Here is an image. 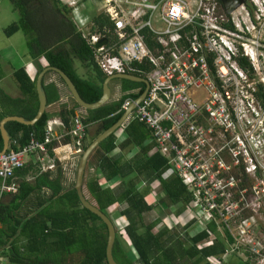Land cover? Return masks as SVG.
Masks as SVG:
<instances>
[{
	"label": "trees",
	"instance_id": "obj_1",
	"mask_svg": "<svg viewBox=\"0 0 264 264\" xmlns=\"http://www.w3.org/2000/svg\"><path fill=\"white\" fill-rule=\"evenodd\" d=\"M8 1L18 12L19 19L4 29L6 36L10 37L22 31L26 36L32 59L43 57L47 60L48 66L63 70L86 103H97L101 98L106 76L95 66L92 49L83 33L72 22L73 9L62 0ZM86 25L89 26L88 35L108 36L113 28V23L106 13L97 14L93 19L89 18ZM76 60L79 61L84 73L80 72ZM8 64L10 65L0 60V81L8 74L23 98H12L0 86V123L7 117L32 120L38 109L37 75L31 79L23 66L14 68L10 65V68ZM240 65L250 69L251 77H254V69L246 58L240 60ZM41 70L42 67L38 69V73ZM61 81L65 84L62 78ZM43 88L51 91L48 105L60 100V92L55 83ZM144 91V84L123 80V94L118 101L87 110V115L83 116L82 120L88 128L96 126V134L92 141L121 119L124 114L121 108L126 101L132 103L137 101ZM254 94L260 107L264 108L263 83H257ZM71 101L73 103L71 108L64 107L58 113L67 132L72 128V120L77 110L81 108L73 98ZM52 117L53 115L47 111L33 126H24L15 121L8 122L5 128L11 136L9 150H21L29 143L31 137L42 140L45 137L47 123ZM119 131L123 133V138L116 136ZM70 140V136H67L65 142L68 143ZM14 142L17 144L13 145ZM89 145H85L84 151ZM3 148L4 141L0 133V152ZM127 151L131 154L129 157L126 156ZM51 156L54 157V154L51 153ZM92 163L98 172L96 171V176L87 179L85 174L86 188L91 196L89 200H95L98 208L110 218L111 206L122 205L120 214L128 220L127 225L120 231L121 235L123 234L122 238L111 218L117 233L113 256L118 264H210L211 258L223 259L231 246L236 244L225 223V237L218 233L219 226L213 222L208 225L207 230H199L185 239L174 231L175 226L171 223L168 225L164 223L157 229L163 222L164 214L156 220L145 221L144 216L155 210L157 205L146 199L151 183L156 181L160 183L165 198V203L163 199L160 203L165 204L168 210L170 208L176 210L174 212L176 217L186 212L194 201V196L174 168L169 165L168 160L161 155L144 124L132 120L123 129L110 135L91 155L88 165ZM30 172H40L35 159L18 169L15 178L16 176L24 178ZM53 172H58V175L43 173L38 175L33 184L20 183L18 192L22 194L15 195L17 199L22 197L25 200L31 193L42 194V187L50 190L45 208L26 219L24 223L15 215L22 205L17 199L7 204L0 202V256L6 264H69L77 255L80 256L77 264H109L106 255L107 226L97 215L84 208L73 186L70 188L71 186L63 183V171L59 169ZM241 172L242 177L238 181L239 191L249 190L251 186L243 166ZM15 178L10 181H14ZM110 181L114 184L104 185ZM142 181L146 182V186L139 189L138 184ZM98 223H101L102 227H99ZM191 224L194 222L188 226ZM214 234L216 236L213 239L211 236ZM21 250L24 253H21Z\"/></svg>",
	"mask_w": 264,
	"mask_h": 264
},
{
	"label": "built area",
	"instance_id": "obj_2",
	"mask_svg": "<svg viewBox=\"0 0 264 264\" xmlns=\"http://www.w3.org/2000/svg\"><path fill=\"white\" fill-rule=\"evenodd\" d=\"M100 3L113 23L108 36L88 35L87 18L73 4V15L92 49L95 66L106 77L128 75L147 82L144 100L128 123L136 120L147 127L161 155L193 194L190 212L196 215L201 230H207L208 225L217 224L222 206V176L228 170L223 155L231 151L227 142L231 137L243 141L238 133L242 113L235 98L246 84L247 92L254 95L253 81L262 59L259 54L264 52V45L258 46L259 54L255 48V32L264 18L261 1L244 0L231 14L225 11L223 0ZM102 39L106 43L96 49ZM242 58L249 61L254 77L250 69L241 67ZM131 104L126 101L121 110ZM56 126L65 128L63 121L53 119L42 140L31 137L21 150L0 154V197L16 190L8 183L30 160L35 159L42 172L65 171L66 154L84 151L88 126L80 115L73 118L69 132L59 134ZM67 136L71 140L64 143ZM242 147L247 150L244 144ZM63 148L65 156L59 153ZM219 263L210 260V264ZM0 264H6L1 256Z\"/></svg>",
	"mask_w": 264,
	"mask_h": 264
},
{
	"label": "rangeland",
	"instance_id": "obj_3",
	"mask_svg": "<svg viewBox=\"0 0 264 264\" xmlns=\"http://www.w3.org/2000/svg\"><path fill=\"white\" fill-rule=\"evenodd\" d=\"M64 1L66 2L65 4L71 2L72 6H74L73 8H75V5L73 4L79 3L80 11L83 10L82 5L87 1H90L92 6V10H90L91 13H88L87 15L84 14V16L88 17V19H93V17L97 14L105 13L100 0ZM260 1L263 6L264 12V0ZM68 6L70 7V5ZM73 18L75 19L74 16ZM73 18L72 22L75 23V20H73ZM18 19L19 14L13 8L11 3L8 0H0L1 61L4 60L6 56L12 59L18 58L17 62L20 61L22 63L28 61L31 58L27 39L22 31H19L10 37H7L4 33V29H6L10 24L17 22ZM257 27L260 28L255 32V40L257 42L256 44L257 46H263L264 18L262 21H260V24ZM262 53V59L259 60V70L256 71L253 81L255 88L258 82L264 84V74L262 73V67H264V52ZM261 63L263 64V66L261 65ZM21 64L20 66H23ZM76 65H80L79 61L77 60ZM78 68L81 73H84V70L80 68V66ZM50 75H54L60 80V77L56 72L50 71L46 76ZM114 86L116 85L110 84L111 91L115 88ZM247 90L248 85L246 84L237 95V98H235V102L238 105L240 112L242 113L238 133L243 141L236 142L234 139H232V137L229 138L230 141L227 142V145L231 149V151L226 150L224 151L223 155L224 166L228 170L222 176V184L225 190H223V199L221 202L222 206H219L217 212L219 216L217 218V225L219 226L218 233L225 237L226 231L224 223H226L236 243L231 246L223 264H264V108L260 107L255 94L252 95L250 92H247ZM120 96L121 94H117L114 92L111 93L110 103L118 101L120 99ZM84 113L85 110L81 108L78 109V114H80V116L84 115ZM95 134L96 128L89 127L85 138V145H89L92 142ZM123 136V133L119 135L120 138H123ZM243 144L244 148H247V150L245 151L242 147ZM130 155V152L127 151L126 156L129 157ZM70 160V155L66 154V159L63 161V165L66 167V169L69 167L68 163ZM76 160L78 161H76V163L74 164V178H72V176L71 178H69L73 180L71 181V186L75 184L76 171L80 159L77 158ZM241 166L244 167L245 174L249 179V183L251 186L249 190L239 191L238 181L242 177ZM96 171V167L93 163L91 165H87L86 179L91 176H96ZM231 177H234V179L232 180ZM86 181L85 193H87V196L91 199L90 193H88V190L86 188ZM226 183L227 185L224 186V184ZM109 184L113 185L114 182L110 181V183H105L104 185ZM145 186V181H142L138 184L139 189H142ZM146 199L151 204L157 205L155 210L144 216L145 221L150 222L156 220L160 218L162 214H164L162 219L163 222L159 224L157 229H160L164 223L168 225L170 222H178L174 225V231H177L181 235V237L185 239H187L189 236H193L197 231H201V226L199 225L196 215L192 211L190 212L191 205L188 206L186 212L182 216L176 217L177 215L174 214L176 210H174L173 208H170V210H168L165 204L160 203L161 199H163V202L165 203V198L158 181L150 184V192L146 196ZM92 201L95 202V200ZM122 209L123 206H120L118 204L116 206H111V208L109 209L110 216L114 221L116 227H118L119 232L124 229V227L128 223L127 218L123 215L121 216L120 214V211ZM191 222H194V224L189 225V227L188 224ZM98 225L99 227H102L101 223H98ZM215 236L216 234L211 236V238L214 239ZM121 237L123 238V234L121 235ZM124 238L129 242L126 237ZM128 245L132 252L135 253L131 245ZM78 260H80L79 255L73 257L69 264H77Z\"/></svg>",
	"mask_w": 264,
	"mask_h": 264
},
{
	"label": "water",
	"instance_id": "obj_4",
	"mask_svg": "<svg viewBox=\"0 0 264 264\" xmlns=\"http://www.w3.org/2000/svg\"><path fill=\"white\" fill-rule=\"evenodd\" d=\"M225 11L227 14H231L235 10H237L242 4H244V0H223ZM106 43L105 39L99 40L95 44V48H100L104 46ZM49 71L56 72L65 82L70 94L72 95V98L76 101V103L85 110H93L100 108L103 105H107L110 103L111 100V89L110 84L111 81L118 79V80H127L135 83H142L145 85V91L140 96V98L133 102L130 107L124 111L123 116L121 119L115 123L112 127H110L108 130L103 132L101 135H99L94 141L90 143V145L87 147L85 151L82 153L75 155V158H79V164L76 171V180L75 184L73 185V188H75L78 192L79 198L81 200L82 205L85 209L90 211L91 213L97 215L103 223L107 226L108 229V242H107V248H106V255L107 260L109 264H118L113 256V248L116 242L117 233L116 228L111 220L110 217L105 215L97 206L96 203L89 200V197L85 193V174L87 165L89 162V159L93 152L103 143L106 139L110 137L113 133H115L119 129H123L124 126L127 125L129 118L134 113L136 108L140 105V103L144 100L145 93L147 91V82L139 77L135 76H128V75H113L106 77L103 85H102V95L101 98L97 103L94 104H88L86 103L80 96L75 84L71 80V78L60 68L54 67V66H48L45 69H42L39 74L36 77V91L38 96V109L35 117L32 120H25L22 117H7L2 120L0 123V133L2 135L3 141H4V148L0 152V154H5L10 145L11 136L9 135L8 131L6 130L5 126L8 122H18L21 125L24 126H33L35 125L39 119L42 117L43 114H45L47 107H48V100L47 95L45 92V89H43L42 86V79L45 77L46 73Z\"/></svg>",
	"mask_w": 264,
	"mask_h": 264
},
{
	"label": "crops",
	"instance_id": "obj_5",
	"mask_svg": "<svg viewBox=\"0 0 264 264\" xmlns=\"http://www.w3.org/2000/svg\"><path fill=\"white\" fill-rule=\"evenodd\" d=\"M62 1L64 3H66L64 0H62ZM70 4H72V3L71 2L68 3V5H70ZM82 6H83L82 7L83 10L81 11V14H82L83 17L87 18V21H86V24H87V22H89V19H88V17L84 16V14L87 15L88 13H91L90 12V10H92L91 2L87 1ZM77 7L79 9L78 11H80V4L79 3L77 4ZM70 8L73 9V7H71V5H70ZM73 13H74V10H73ZM73 13L71 14L72 18H73V16L75 17V15H73ZM73 20H75V24H76L77 28L80 30V25H79L78 19L75 17V19L73 18ZM76 20H77V22H76ZM0 57H1V55H0ZM17 59L18 58L12 59V58L6 56L4 58V60H2V62L10 63V65H12L14 68L22 67V66H20V64L22 62H20V61L17 62ZM10 65H9V67H10ZM21 65H23V67L25 68V70H26L27 74L29 75V77L31 79H33V78L36 77V75L39 74L38 73V69L39 68L42 67V69H45L46 67H48V62H47V60L45 58L39 57L37 59L30 58L28 61L23 62ZM5 67H7V65H5ZM49 72H47L46 75ZM46 75L42 79L43 80L42 86L45 87L46 85H49L51 83H55L57 85V87H58L59 92H60V100L58 102H56V103H52V104L48 105V107H47L46 112L49 111L50 114L53 115V117L49 121H51L53 119L62 121L61 118L58 116V113L64 107L71 108L73 106V103L71 101L72 95L70 94L66 84H64L62 81H60L61 78L59 80V78H57L54 75H50V76H46ZM0 86H2V88L10 96H12V98H23L21 92L18 90V88L16 87L15 83L12 81V79L9 77L8 74H6L3 77V79L0 81ZM114 87L115 88L112 89L111 93L114 92V93L118 94V92L116 91V86H114ZM43 89H45V88H43ZM45 92H46V95H47V100H49V94L51 95V91H49V90L47 91L45 89ZM134 92H137V91H134ZM120 98H121V96H120ZM81 109H83V108H81ZM83 110H85V109H83ZM76 115H80V114H78V110H77V114ZM85 115H87V110H85L84 115H82L81 117H83ZM55 128H56V131L59 134H62V133L66 132L65 128H63L61 126H56ZM90 128H96V126L92 125V126H90ZM87 131H88V127H87ZM121 134H122L121 131L117 132V137L120 138L119 135H121ZM9 148H10V145H9ZM64 150H65L64 148L59 150V153L61 155L65 156V151ZM70 157H71V160L68 163L69 167L65 171H63V173H62L63 183L66 186L69 185L68 187L71 186V181H73V180H71L69 178H71V176H72V178H74V164L76 163V161H78V160H76L77 158H75V155H73V156L71 155ZM70 166H71V168H70ZM43 173H51L52 175H58V172H53V171L42 172V171H40L38 173L30 172L24 178H20V177L16 176L14 181H10V184L8 183L9 185H14L15 184L16 185V190L15 191L4 192L2 197H0V202L1 203L3 202L4 204H7V203H9L11 201L16 200L17 198L14 197V196L15 195L19 196V193H20V195L22 194V192H18L20 183L21 182H25V183L33 184V183H35L36 178L38 177V175H41ZM2 183H3V181H2ZM1 186L2 185H0V188H1ZM70 188H72V186ZM23 191L25 192V189H23ZM42 194L39 193V192H36V193H31L30 195H28V197L25 200L22 199V197H19V199H17V202L22 204L21 208L18 211H16V214H15L17 216L18 220H21L22 223H24L25 221H27L26 219H29L32 215H34L35 213L39 212L41 209L45 208L46 204H48V200H49V197H50L49 188L42 187ZM22 243H24V242H22ZM20 252L24 253L23 250H21ZM56 253H58V252H56ZM226 256H227V253L223 257V259H219V258H211V259L220 262L219 264H223Z\"/></svg>",
	"mask_w": 264,
	"mask_h": 264
},
{
	"label": "flooded vegetation",
	"instance_id": "obj_6",
	"mask_svg": "<svg viewBox=\"0 0 264 264\" xmlns=\"http://www.w3.org/2000/svg\"><path fill=\"white\" fill-rule=\"evenodd\" d=\"M111 84L116 85V91L118 92V94H121V95L123 94L122 93L123 80L115 79V80L111 81Z\"/></svg>",
	"mask_w": 264,
	"mask_h": 264
},
{
	"label": "clouds",
	"instance_id": "obj_7",
	"mask_svg": "<svg viewBox=\"0 0 264 264\" xmlns=\"http://www.w3.org/2000/svg\"><path fill=\"white\" fill-rule=\"evenodd\" d=\"M255 48H256V52L258 53V51H259V47L258 46H255ZM259 54V53H258ZM260 56H262L261 54H259Z\"/></svg>",
	"mask_w": 264,
	"mask_h": 264
}]
</instances>
